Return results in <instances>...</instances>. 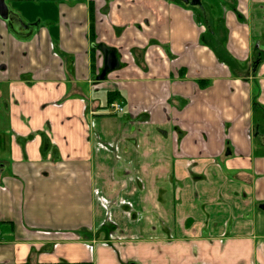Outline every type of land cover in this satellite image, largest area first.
Returning <instances> with one entry per match:
<instances>
[{"label":"crops","instance_id":"obj_1","mask_svg":"<svg viewBox=\"0 0 264 264\" xmlns=\"http://www.w3.org/2000/svg\"><path fill=\"white\" fill-rule=\"evenodd\" d=\"M192 1L5 0L0 264H264V0Z\"/></svg>","mask_w":264,"mask_h":264},{"label":"water","instance_id":"obj_2","mask_svg":"<svg viewBox=\"0 0 264 264\" xmlns=\"http://www.w3.org/2000/svg\"><path fill=\"white\" fill-rule=\"evenodd\" d=\"M184 2H189V0H183ZM200 0H193L192 2L198 3ZM0 16L5 19L9 20L10 19V12L9 9L5 3V0H0ZM100 49L105 53L109 49L103 45L100 46Z\"/></svg>","mask_w":264,"mask_h":264},{"label":"rangeland","instance_id":"obj_3","mask_svg":"<svg viewBox=\"0 0 264 264\" xmlns=\"http://www.w3.org/2000/svg\"><path fill=\"white\" fill-rule=\"evenodd\" d=\"M8 140H9V134L7 133L6 128L0 129V156L3 153H5Z\"/></svg>","mask_w":264,"mask_h":264},{"label":"built area","instance_id":"obj_4","mask_svg":"<svg viewBox=\"0 0 264 264\" xmlns=\"http://www.w3.org/2000/svg\"><path fill=\"white\" fill-rule=\"evenodd\" d=\"M109 108L113 114H119V113H122L124 111L123 106L116 101L110 102Z\"/></svg>","mask_w":264,"mask_h":264},{"label":"trees","instance_id":"obj_5","mask_svg":"<svg viewBox=\"0 0 264 264\" xmlns=\"http://www.w3.org/2000/svg\"><path fill=\"white\" fill-rule=\"evenodd\" d=\"M113 96L116 95V94H112ZM83 264H88V263H83Z\"/></svg>","mask_w":264,"mask_h":264}]
</instances>
